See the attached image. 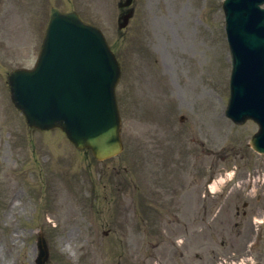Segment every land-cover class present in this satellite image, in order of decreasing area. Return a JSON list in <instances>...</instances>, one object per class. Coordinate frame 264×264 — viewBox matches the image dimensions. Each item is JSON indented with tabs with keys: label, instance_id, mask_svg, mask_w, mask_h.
<instances>
[{
	"label": "rangeland",
	"instance_id": "obj_1",
	"mask_svg": "<svg viewBox=\"0 0 264 264\" xmlns=\"http://www.w3.org/2000/svg\"><path fill=\"white\" fill-rule=\"evenodd\" d=\"M52 1L13 0L21 14L13 8V2L5 1L3 13L6 12L0 22V109L5 111V116L0 112V264H35L37 236L34 231L42 226L46 227L51 256L56 258L54 260L52 256V264H83L89 255L87 264H117L118 261L121 264H202L194 256L195 252L202 254L203 263L212 264L214 256L210 249L212 246L220 248L222 241L221 252L225 260H250L249 254L238 258L236 253L243 250L241 243L245 236L241 232L240 236H228L229 231H226L222 236V214L210 222L209 230L201 239L191 237L184 257L176 252L170 254L166 244L157 254V262L149 243L164 238L155 233L156 226L148 228L147 235H142L138 209L128 208L127 203L133 194L138 201L140 130L154 127L147 122H175L177 132L187 131L183 136L189 151L205 142L209 176L220 177L225 172L231 176L232 171L241 172L246 167H253L255 174L260 169L264 172V157L247 147L256 126L248 123L237 127L213 119L212 105L220 103L218 112L221 116L225 103L227 105L225 90L231 71L223 37L224 17L219 6L222 0H136L134 19L123 35L117 30L118 0H112L113 5L111 0H57L59 4L64 1L62 6L66 9L81 8L79 12L83 17L102 28L115 47L125 67L118 87L122 100L127 85L129 55L135 63V104L129 109L122 104L126 148L121 156L102 164H97L88 154H80L76 159V155L60 151V147L57 149L51 143V137L43 136L41 141L36 135H26L25 138L22 118L12 112L6 96L3 82L7 72L21 66L32 67L42 39L40 37L38 43L27 49L19 48L7 25L11 20V28L17 27L23 18L18 39L36 42L40 28L43 36L48 20L49 7L46 8V4L50 5ZM145 58L149 61L145 62ZM213 112L218 119L217 110L213 109ZM181 116L189 123L181 125ZM223 119L229 122L224 114ZM199 130L203 131V137H200ZM55 135L64 147L70 149L60 132ZM29 137L34 139L32 144ZM194 138L197 144H194ZM179 141L176 139L177 145ZM239 149L245 150V160H241ZM196 160L192 156L191 163ZM63 174L76 178L75 188L63 182L64 190L57 192L56 199L54 195L49 199L48 182ZM121 174L127 177L123 183L115 178ZM261 188L264 191V184L257 186L256 194L263 196ZM16 200L18 205L12 211L11 205ZM228 206L233 208L230 212L234 217H228L226 221L233 227L238 217L234 206ZM248 210L254 217L264 216V197ZM55 224L57 228L52 231ZM109 230L113 233L105 237ZM139 236L148 237L142 239ZM145 239H148V249L142 247ZM66 244L68 246L63 248ZM183 246L178 244L180 250L184 249ZM262 255L260 261L264 264V248Z\"/></svg>",
	"mask_w": 264,
	"mask_h": 264
},
{
	"label": "water",
	"instance_id": "obj_2",
	"mask_svg": "<svg viewBox=\"0 0 264 264\" xmlns=\"http://www.w3.org/2000/svg\"><path fill=\"white\" fill-rule=\"evenodd\" d=\"M237 1V0H235ZM253 8L247 7L240 10L241 15H249ZM254 15H250L251 17ZM256 15L253 16V18ZM77 22L75 19H71ZM237 22V20H236ZM237 32H233L231 48L234 54V72L232 79V98L230 103L238 102L237 113H232V107L227 114L234 116L237 122H243L251 117L258 121L261 130L253 141V147L264 152V18L258 15V20L253 22L250 28L246 29L237 22ZM97 34V33H96ZM99 37V35L97 34ZM252 60H257V71L249 64ZM113 98V86L110 88ZM236 102V103H237ZM44 127L50 128L54 125L63 126L68 133L76 140L81 139L82 145L91 146L100 157L109 155L119 149L116 145L119 132V119L115 113V125L107 126L99 134H93V130H84L86 133H74L65 119H56L46 122Z\"/></svg>",
	"mask_w": 264,
	"mask_h": 264
}]
</instances>
